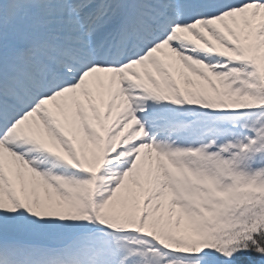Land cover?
Masks as SVG:
<instances>
[{
  "label": "snow or ice",
  "instance_id": "1",
  "mask_svg": "<svg viewBox=\"0 0 264 264\" xmlns=\"http://www.w3.org/2000/svg\"><path fill=\"white\" fill-rule=\"evenodd\" d=\"M0 264H264V0H0Z\"/></svg>",
  "mask_w": 264,
  "mask_h": 264
}]
</instances>
